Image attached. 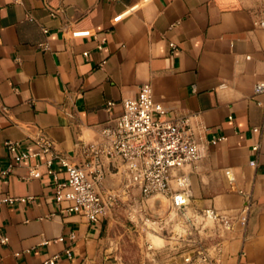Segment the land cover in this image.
Wrapping results in <instances>:
<instances>
[{
	"label": "crops",
	"instance_id": "0c3cea01",
	"mask_svg": "<svg viewBox=\"0 0 264 264\" xmlns=\"http://www.w3.org/2000/svg\"><path fill=\"white\" fill-rule=\"evenodd\" d=\"M262 18L264 0H0V164L12 166L0 177V195L33 198L0 205V236L8 238L0 264H43L69 246L73 259L56 264H124L120 207L95 223L61 215L47 161L65 181L58 157L89 161L85 147L101 140L145 83L173 115L209 127L208 140L224 137L184 171L186 238L179 246L145 243L146 264H183L199 247L205 264H264V130L253 132L264 125V94L254 92L264 81V29L255 24ZM8 142L32 157L14 163ZM35 166L42 176L30 179ZM118 176L108 170L104 193L124 195L121 175L120 192L112 184ZM208 218L205 227L200 219ZM71 233L73 243L57 241Z\"/></svg>",
	"mask_w": 264,
	"mask_h": 264
},
{
	"label": "built area",
	"instance_id": "2783aa9c",
	"mask_svg": "<svg viewBox=\"0 0 264 264\" xmlns=\"http://www.w3.org/2000/svg\"><path fill=\"white\" fill-rule=\"evenodd\" d=\"M20 1L12 0L14 3ZM55 15L56 11L50 10V16ZM119 19L120 17H117L115 20ZM255 24L264 29V18L257 20ZM73 36H90V32H76ZM171 46L174 47L173 44ZM254 92L256 95L264 94V81L256 84ZM112 105L113 103H109L110 107ZM123 108L120 116L102 128L101 140L85 147V155L89 161L77 165L67 158L58 157L60 166L67 173L65 181H59L53 169L54 161H47V172L54 175V200L61 215L79 214L91 223L98 222L106 210L114 205L116 198V195L103 191L108 170L121 175L126 188H138L143 198H171L173 208L179 212L185 207L186 198L191 193L190 173L184 171L197 168L206 158L208 146L224 140L223 136H213L208 140L210 128L196 121L193 116L173 115L154 98L152 86L148 83L139 86L136 98L125 99ZM262 130L264 125L254 128L253 132L259 133ZM6 148L16 164L32 157L21 150L20 144L8 142ZM50 148L51 145L44 142L43 151L48 153ZM252 150L258 151L259 145L255 144ZM251 164L256 163L252 161ZM11 172V165L4 169L0 164V177ZM227 175L231 181L229 170ZM41 176L38 166L30 168V179H39ZM32 200V197L0 195V205H15ZM75 240L74 233L57 239L59 242L67 241L70 244ZM0 243L7 244L8 238L0 236ZM194 255L201 264L208 261L204 249L199 247L195 253L184 257L183 264H194ZM62 257L73 259L71 246L63 254L54 255L43 264H56Z\"/></svg>",
	"mask_w": 264,
	"mask_h": 264
},
{
	"label": "rangeland",
	"instance_id": "374dc122",
	"mask_svg": "<svg viewBox=\"0 0 264 264\" xmlns=\"http://www.w3.org/2000/svg\"><path fill=\"white\" fill-rule=\"evenodd\" d=\"M112 184L115 191L120 192V176ZM121 189L125 193L117 194L113 205L122 210L120 228L124 227V232H120V248H117L121 262L146 264L149 262V256L145 243L158 247L164 240L176 239L179 246L182 238H186V221L182 214L171 206L169 198L163 196L143 198L138 188H126L124 184ZM200 220L205 227L212 223L210 218ZM114 250L116 251V248Z\"/></svg>",
	"mask_w": 264,
	"mask_h": 264
},
{
	"label": "bare ground",
	"instance_id": "6f19581e",
	"mask_svg": "<svg viewBox=\"0 0 264 264\" xmlns=\"http://www.w3.org/2000/svg\"><path fill=\"white\" fill-rule=\"evenodd\" d=\"M185 198V197H184ZM186 202H187V199H186Z\"/></svg>",
	"mask_w": 264,
	"mask_h": 264
}]
</instances>
